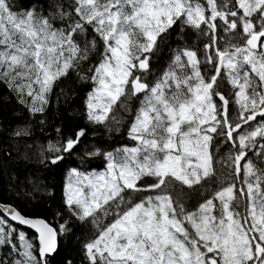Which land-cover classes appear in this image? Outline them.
Instances as JSON below:
<instances>
[{"label":"snow or ice","instance_id":"obj_1","mask_svg":"<svg viewBox=\"0 0 264 264\" xmlns=\"http://www.w3.org/2000/svg\"><path fill=\"white\" fill-rule=\"evenodd\" d=\"M21 7L0 0V84L30 116H44L54 88L72 73L92 85L83 113L91 125L119 133L122 114L138 105L127 128L135 143L85 153L102 156L105 170L67 176V210L95 233L83 246L88 264H264V0ZM174 27L206 40L203 60L199 48L184 45L153 76L151 61ZM84 136L81 128L49 144L38 162L58 164ZM221 137L230 145L223 157ZM10 221L33 229L38 245ZM69 230L0 204V264H48Z\"/></svg>","mask_w":264,"mask_h":264},{"label":"trees","instance_id":"obj_2","mask_svg":"<svg viewBox=\"0 0 264 264\" xmlns=\"http://www.w3.org/2000/svg\"><path fill=\"white\" fill-rule=\"evenodd\" d=\"M10 2L14 10L23 11L21 5L35 4L36 0ZM170 33L169 39H173V46L164 44L161 51L152 59L153 76H159L167 69L170 62L169 52L172 50L170 57L172 58L174 49L178 47L195 45L200 49V57L203 55L206 40L197 39L191 29L185 28L181 32L174 27ZM96 59L97 57H92L93 62ZM211 67L207 65L206 69ZM153 76H149L148 79L151 81ZM91 87L89 83L80 82L75 73H72L69 78L60 82L59 87L54 88L50 106L44 116L32 117L18 102L15 93L0 84V202L12 205L24 216L43 218L56 229L67 222L70 230L58 236L57 251L47 257L48 264H88L83 246L94 238L95 233L90 225L82 224L67 210L64 203L67 176L71 169L102 171L106 162L103 157H88L85 153L97 150L103 153L127 145L125 143L128 139L127 128L132 119V111L138 106L134 101L130 105L129 113L122 114L123 123L120 125L119 133H109L103 126L91 125L84 118L86 95ZM230 89L231 86L225 81L221 91L227 92ZM229 107L235 115L233 105L230 104ZM40 119H44L45 123H39ZM18 128H27L29 134L13 135ZM57 128L60 129L59 132ZM81 128L85 130V136L81 138L82 143L73 154H64L65 159L56 165L38 162L39 150L46 149L49 144H56L65 138H74ZM229 147L230 145L221 137L217 155L225 156ZM25 153H28V159L25 158ZM45 155L49 154L45 152ZM220 167L218 164V170ZM13 226L31 238L34 247L38 245L33 231Z\"/></svg>","mask_w":264,"mask_h":264},{"label":"water","instance_id":"obj_3","mask_svg":"<svg viewBox=\"0 0 264 264\" xmlns=\"http://www.w3.org/2000/svg\"><path fill=\"white\" fill-rule=\"evenodd\" d=\"M259 118V117H258ZM0 204H2V205H9V206H12V205H10V204H6V203H1L0 202ZM13 207V206H12ZM25 217H28V218H40V217H29V216H25ZM41 219H43V218H41ZM10 223L11 224H13V225H16V226H19V227H21V228H25V229H30V228H28V227H26V226H23V225H17L16 224V222H14V221H10ZM31 231H33L34 233H35V231L33 230V229H30ZM35 235H36V237L38 236V234H36L35 233ZM37 240V239H36ZM37 244H38V240H37ZM52 254H50L49 256H51Z\"/></svg>","mask_w":264,"mask_h":264},{"label":"rangeland","instance_id":"obj_4","mask_svg":"<svg viewBox=\"0 0 264 264\" xmlns=\"http://www.w3.org/2000/svg\"><path fill=\"white\" fill-rule=\"evenodd\" d=\"M232 105H233L234 113H236V112H237V108H236L235 104H232ZM125 143H126L127 145H133L135 142H134V141H131V140H129V139H127V140L125 141ZM105 165H106V162H105ZM104 170H105V166H104V168H103L102 171H104Z\"/></svg>","mask_w":264,"mask_h":264},{"label":"flooded vegetation","instance_id":"obj_5","mask_svg":"<svg viewBox=\"0 0 264 264\" xmlns=\"http://www.w3.org/2000/svg\"><path fill=\"white\" fill-rule=\"evenodd\" d=\"M173 42H174L173 39H171V40L169 39L168 44L171 45V46H173V45H172ZM171 51H172V50H171ZM171 51L169 52V57H168V60H170L169 64L171 63V58H170V57H171V54H172ZM201 58H203V55H202ZM211 66H212V65H211ZM211 70H212V67H211V69H206V71H209V72H211Z\"/></svg>","mask_w":264,"mask_h":264}]
</instances>
